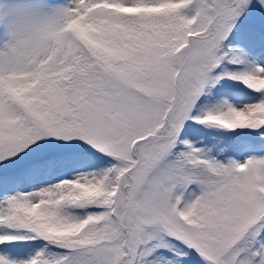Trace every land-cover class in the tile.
Wrapping results in <instances>:
<instances>
[{"label": "snow or ice", "instance_id": "1", "mask_svg": "<svg viewBox=\"0 0 264 264\" xmlns=\"http://www.w3.org/2000/svg\"><path fill=\"white\" fill-rule=\"evenodd\" d=\"M0 264H264V0H0Z\"/></svg>", "mask_w": 264, "mask_h": 264}]
</instances>
